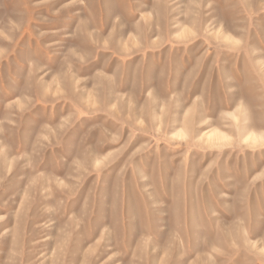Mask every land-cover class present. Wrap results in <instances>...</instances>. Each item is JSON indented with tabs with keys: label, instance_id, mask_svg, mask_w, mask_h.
Here are the masks:
<instances>
[{
	"label": "rangeland",
	"instance_id": "374dc122",
	"mask_svg": "<svg viewBox=\"0 0 264 264\" xmlns=\"http://www.w3.org/2000/svg\"><path fill=\"white\" fill-rule=\"evenodd\" d=\"M0 264H264V0H0Z\"/></svg>",
	"mask_w": 264,
	"mask_h": 264
}]
</instances>
